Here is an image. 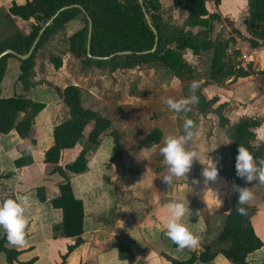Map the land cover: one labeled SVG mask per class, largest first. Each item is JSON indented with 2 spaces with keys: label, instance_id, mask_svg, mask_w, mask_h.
I'll use <instances>...</instances> for the list:
<instances>
[{
  "label": "crops",
  "instance_id": "1",
  "mask_svg": "<svg viewBox=\"0 0 264 264\" xmlns=\"http://www.w3.org/2000/svg\"><path fill=\"white\" fill-rule=\"evenodd\" d=\"M29 1L32 0H0V40L16 32L24 35L31 32L33 20L23 21L10 14L14 4L22 6ZM206 3L209 12L231 22L233 28L225 23L223 26L234 40L231 50L239 52L237 62L242 54L247 53L251 63L248 72L242 71L243 77H231L224 85H210L203 94L207 99L217 97L216 106H224L223 114L232 125L246 119L259 121L256 135L258 140L264 141V47L252 49L245 40L249 36L246 26L248 1L221 0L216 4L209 0ZM161 4L166 9L172 6L171 0H161ZM173 16L176 23H181L186 12L175 9ZM78 28V22L68 23L66 35L70 36ZM212 54L208 51L194 55L190 49L183 52L184 60L194 69L195 80L204 82L208 79ZM35 69L36 80L41 83L23 92L18 83L20 60L11 57L0 83L2 98L22 95L44 105L34 121L35 146L29 140H23L16 131L0 135V198L27 196L29 200L25 244L23 247L4 244L5 249L18 253L14 264H130L121 257L122 248L134 257L132 264H170L164 256L178 261L188 260L189 254L184 250L177 251L164 234L167 203L181 200L189 208L185 223L199 240L196 247L189 249H198L210 217L230 213L238 195L232 191L235 180L219 174L220 160L225 150L227 153L229 141L218 117L199 118L195 136L186 145L198 152L199 161H193L186 177L174 178L171 185H166L162 177L168 174L167 166L159 148L166 136L180 135L178 126L175 125L174 131L167 126L168 119L176 118L178 122V117L173 111L166 117L156 112L153 113L156 118L148 117V107L134 112L121 107L118 100V90L124 84H143L145 76L159 81L153 71L123 70L111 77L101 76L96 68L83 69L70 54L64 57L59 70L39 59ZM175 81L181 85L182 91L179 80L174 79L171 83ZM68 86L78 87L84 107L108 116L112 128L104 133L95 149L82 138L74 148L64 150L55 167L44 163L43 155L54 145V128L70 118L69 109L57 92ZM138 111L139 115L136 114ZM145 116L149 124L144 126ZM23 118L24 114H19L18 122ZM153 131L159 132L158 141L148 139ZM116 135L119 146L114 158ZM83 151H86L87 169L78 174L68 171L67 166L72 165ZM211 160L218 161V176L215 182L204 184L201 170ZM193 179L199 183L193 184ZM240 179L252 193V199L246 203L255 210L252 226L264 244L262 191L255 181L248 183ZM66 182L71 185L74 197L83 204V232L78 237L79 244L77 237L64 236L63 211L52 205L61 194L60 186ZM42 190L44 200L40 198L39 191ZM2 238L4 235L0 233V240ZM247 263L264 264V245L247 257ZM0 264H8L3 252H0ZM209 264L231 263L223 255H218Z\"/></svg>",
  "mask_w": 264,
  "mask_h": 264
},
{
  "label": "trees",
  "instance_id": "2",
  "mask_svg": "<svg viewBox=\"0 0 264 264\" xmlns=\"http://www.w3.org/2000/svg\"><path fill=\"white\" fill-rule=\"evenodd\" d=\"M220 1L214 0L216 4ZM247 1L249 16L246 26L249 36L245 40L252 49L264 47V0ZM171 2L172 6L168 9L163 8L159 0H32L22 6L14 4L10 9L12 16L34 22L28 35L16 32L0 40V54L12 50L15 54L26 55L45 24L65 7L70 8L59 13L44 31L31 57L25 61L20 60L18 83L23 92L41 83L36 80L38 59L47 61L55 70H59L63 66L64 57L70 54L81 63L83 69L96 68L101 76L111 77L117 71L138 70L153 71L157 79L166 85L177 79L182 84L183 96L187 97L193 94L189 93L188 85L195 80V75L194 69L184 60L183 52L190 49L194 55H201L212 51L210 75L206 81H199L200 88L194 93L199 97V103L193 104L194 111L187 112V118L194 121L196 131L200 117H218L219 125L225 130L229 141L227 153L225 150L220 160L219 174L234 179L236 185L244 187L236 175L235 157L239 144L244 145L254 158L264 157V141L258 140L256 135L260 122L246 119L232 125L223 114L224 106H216L217 97L207 99L203 94V90L210 85H224L231 77L245 75L237 68L239 52L231 50L234 40L223 25L233 26L219 14L209 12L205 0ZM175 9L186 12L181 23L174 20ZM70 22H78L79 28L67 36L66 25ZM90 24L92 34L89 41ZM11 57L15 56L7 55L0 59V83ZM57 92L69 109L70 118L54 128V145L43 155L44 163L55 167L64 150L74 148L82 138L95 149L100 145L104 133L112 128L108 116L84 107L78 87L68 86ZM43 109V104L22 95L12 98H2L0 95V135L16 131L23 140H29L35 146L34 121ZM19 114H24V118L18 122ZM182 122L178 121L180 134ZM158 133L153 131L148 139L151 142L158 141ZM118 146L116 135L114 158L118 155ZM86 169V151L72 165L67 166L68 171L76 174ZM60 191V196L52 201V205L63 211V234L65 237L78 238L83 232V204L74 197L68 182L60 186ZM39 192L41 200H44L41 194L43 190ZM237 198L238 195L230 213L210 217L198 249H183L190 256L188 260L178 261L168 256L164 258L170 264H209L218 255H223L231 264H248L247 257L264 244L252 226L251 219L255 210L246 203L243 205L245 214H238L235 211ZM78 239L79 244L81 240ZM6 242L4 236L0 240V252L6 254L8 264H14L18 253L5 249ZM120 255L130 264L135 261L126 249H120Z\"/></svg>",
  "mask_w": 264,
  "mask_h": 264
},
{
  "label": "clouds",
  "instance_id": "3",
  "mask_svg": "<svg viewBox=\"0 0 264 264\" xmlns=\"http://www.w3.org/2000/svg\"><path fill=\"white\" fill-rule=\"evenodd\" d=\"M187 97L174 100L171 97L163 99L167 108L175 113H187L191 110L190 105L199 103V97L194 93L200 88V82L192 80L189 85ZM182 134L168 135L164 138L159 148L163 163L167 166V175L162 177V182L171 185L174 178L186 177L194 160L199 161V154L196 150L187 148L186 145L195 136L196 125L190 118H185L181 125ZM227 144V143H224ZM218 161H212L201 170V177L204 184L215 182L218 176ZM235 171L239 178L246 182H259L264 185V157L254 158L253 154L242 144L238 145L235 157ZM193 184L199 183L193 179ZM232 191L238 194L235 211L243 215V205L252 199V193L248 187L232 186ZM219 200V199H218ZM221 201L219 200V204ZM239 205V206H237ZM29 207L27 196L16 198H0V233H2L8 244L14 247H23L25 244V228L27 224L26 213ZM190 212L189 208L181 200H173L165 207L166 223L165 236L175 245L177 251L185 248H194L199 243L198 237L194 235L185 223V217Z\"/></svg>",
  "mask_w": 264,
  "mask_h": 264
},
{
  "label": "rangeland",
  "instance_id": "4",
  "mask_svg": "<svg viewBox=\"0 0 264 264\" xmlns=\"http://www.w3.org/2000/svg\"><path fill=\"white\" fill-rule=\"evenodd\" d=\"M159 1L161 2V0ZM118 93H119L118 100L121 101L122 103L121 107L125 106L128 110H133V111L139 109L146 110L148 107L149 110V113L147 115L148 117L149 116L153 117L154 112L165 117L169 115L171 110H169L167 106L162 102L164 98L171 97L174 100H178L184 97L181 91V85L178 82L176 81L173 83L170 82L169 84L166 85L160 81L153 79L152 77L150 79V77L148 76H145V80L143 84H138V83L136 84L135 82L131 84L127 83L126 85L124 84V86L121 87L120 91L118 90ZM151 97H153L154 99H151ZM137 98H141V99L136 100ZM193 106L194 105H190L192 111H194ZM191 110L189 112H192ZM136 114L139 115V111ZM175 114L179 120L183 121L185 118H187V113L173 112L174 116ZM147 116L143 118V120H145L143 124L144 126L149 124L147 120ZM206 117H200V118L206 119ZM157 119L154 120L153 123L156 122ZM175 125L178 126V122L176 121V118H173V120L168 119L167 122L168 128L171 127L172 131H174ZM256 186L260 190V192L262 191L261 197L264 199V185L260 184L259 182H256Z\"/></svg>",
  "mask_w": 264,
  "mask_h": 264
},
{
  "label": "water",
  "instance_id": "5",
  "mask_svg": "<svg viewBox=\"0 0 264 264\" xmlns=\"http://www.w3.org/2000/svg\"><path fill=\"white\" fill-rule=\"evenodd\" d=\"M142 4V3H141ZM70 7H65L63 9H61L54 17H52L46 24L45 26L42 28V30L40 31L39 33V36L37 37V39L35 40L33 46L31 47L30 51L26 54V55H18V54H15L12 50H7L5 52H3L2 54H0V59L7 56V55H13L15 57H17L19 60L21 61H25L27 59H29L32 55V53L34 52L39 40H40V37L42 36V34L44 33V31L52 24V22L55 20V18L57 17V15L67 9H69ZM146 19L149 21V18L148 16L146 15ZM91 34H92V26L90 24V27H89V41H90V38H91ZM156 49V46L154 47L153 51ZM90 58H94L92 57L90 54H88ZM153 117L156 118V115L153 114Z\"/></svg>",
  "mask_w": 264,
  "mask_h": 264
},
{
  "label": "built area",
  "instance_id": "6",
  "mask_svg": "<svg viewBox=\"0 0 264 264\" xmlns=\"http://www.w3.org/2000/svg\"><path fill=\"white\" fill-rule=\"evenodd\" d=\"M209 1V0H205ZM251 63V58L250 55L247 53L242 54L240 58L238 59V66L237 68L243 72H248L249 69V64Z\"/></svg>",
  "mask_w": 264,
  "mask_h": 264
}]
</instances>
